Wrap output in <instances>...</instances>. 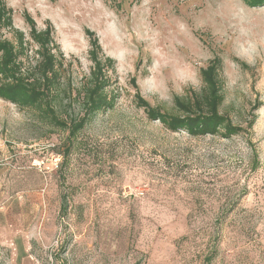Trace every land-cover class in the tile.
<instances>
[{
	"label": "rangeland",
	"instance_id": "1",
	"mask_svg": "<svg viewBox=\"0 0 264 264\" xmlns=\"http://www.w3.org/2000/svg\"><path fill=\"white\" fill-rule=\"evenodd\" d=\"M4 1L27 38L25 11L54 28L63 121L83 116L86 29L115 62V106L72 138L0 99V264H264V3ZM215 58L220 111L245 132L172 133L138 107L136 86L180 115Z\"/></svg>",
	"mask_w": 264,
	"mask_h": 264
},
{
	"label": "trees",
	"instance_id": "2",
	"mask_svg": "<svg viewBox=\"0 0 264 264\" xmlns=\"http://www.w3.org/2000/svg\"><path fill=\"white\" fill-rule=\"evenodd\" d=\"M258 3H264V0L252 2ZM13 15V9L4 0H0V99L21 109L36 110L51 126L68 131L72 138L76 137L93 116L115 106V98L108 93L111 85L109 73L114 69V60L104 55L96 33L86 29L92 68L89 84L84 89L81 100L83 116L69 125L59 116L58 94L61 81L57 52H60V48L51 22H46L45 29L38 30L34 18L28 12H23L29 28L27 38L24 32L14 27ZM5 31L12 32L13 40L5 37ZM31 43L36 47L35 51L31 50ZM31 55L35 58V63H31ZM221 69L222 60L215 58L201 70L203 91L188 101L175 100L180 115L165 113L152 107L136 86L137 105L144 109L150 121H159L172 133L184 131L193 137L221 134L227 139L238 136L246 129L234 125L220 111L224 101ZM253 122L249 128L253 127ZM66 204L64 201V208Z\"/></svg>",
	"mask_w": 264,
	"mask_h": 264
}]
</instances>
